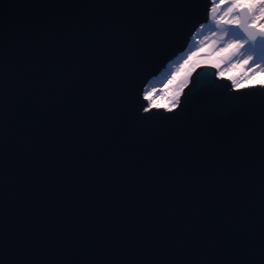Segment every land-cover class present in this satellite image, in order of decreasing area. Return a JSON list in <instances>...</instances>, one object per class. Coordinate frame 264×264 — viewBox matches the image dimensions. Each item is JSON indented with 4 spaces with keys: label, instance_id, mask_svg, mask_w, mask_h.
<instances>
[{
    "label": "water",
    "instance_id": "1",
    "mask_svg": "<svg viewBox=\"0 0 264 264\" xmlns=\"http://www.w3.org/2000/svg\"><path fill=\"white\" fill-rule=\"evenodd\" d=\"M205 4L0 0V264H264V88L143 111Z\"/></svg>",
    "mask_w": 264,
    "mask_h": 264
},
{
    "label": "snow or ice",
    "instance_id": "2",
    "mask_svg": "<svg viewBox=\"0 0 264 264\" xmlns=\"http://www.w3.org/2000/svg\"><path fill=\"white\" fill-rule=\"evenodd\" d=\"M205 30L213 35L217 31L221 33L220 50L228 52L229 58L241 59L251 69L257 71L264 68V0H206L203 17L197 22L193 34L203 33ZM216 67L220 65L217 64ZM211 73L215 78L216 73ZM220 75L222 76L223 73L221 72ZM224 86L231 88V85ZM259 87L264 88V81ZM234 90L247 91L240 83L236 84ZM190 92L191 90L185 93V96ZM175 106L173 104V108ZM143 111L148 113L150 109L145 105Z\"/></svg>",
    "mask_w": 264,
    "mask_h": 264
},
{
    "label": "rangeland",
    "instance_id": "3",
    "mask_svg": "<svg viewBox=\"0 0 264 264\" xmlns=\"http://www.w3.org/2000/svg\"><path fill=\"white\" fill-rule=\"evenodd\" d=\"M220 37L219 31L215 35L208 30L198 33L188 50L151 90L148 107H172L176 104L189 83L192 70L205 63L215 66L219 64L220 67H216L217 73L222 72L235 84L247 85L264 81V68L257 71L241 59L229 58L228 52L220 50Z\"/></svg>",
    "mask_w": 264,
    "mask_h": 264
},
{
    "label": "built area",
    "instance_id": "4",
    "mask_svg": "<svg viewBox=\"0 0 264 264\" xmlns=\"http://www.w3.org/2000/svg\"><path fill=\"white\" fill-rule=\"evenodd\" d=\"M192 71H193V70H192ZM190 74H191V73H190ZM148 101H149V100H148ZM176 104H177V103H176ZM176 104H175V105H176Z\"/></svg>",
    "mask_w": 264,
    "mask_h": 264
},
{
    "label": "trees",
    "instance_id": "5",
    "mask_svg": "<svg viewBox=\"0 0 264 264\" xmlns=\"http://www.w3.org/2000/svg\"><path fill=\"white\" fill-rule=\"evenodd\" d=\"M243 85V84H242Z\"/></svg>",
    "mask_w": 264,
    "mask_h": 264
}]
</instances>
